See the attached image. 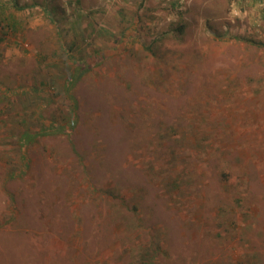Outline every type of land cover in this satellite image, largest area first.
Listing matches in <instances>:
<instances>
[{
    "label": "rangeland",
    "instance_id": "obj_1",
    "mask_svg": "<svg viewBox=\"0 0 264 264\" xmlns=\"http://www.w3.org/2000/svg\"><path fill=\"white\" fill-rule=\"evenodd\" d=\"M264 264V0H0V264Z\"/></svg>",
    "mask_w": 264,
    "mask_h": 264
},
{
    "label": "crops",
    "instance_id": "obj_2",
    "mask_svg": "<svg viewBox=\"0 0 264 264\" xmlns=\"http://www.w3.org/2000/svg\"><path fill=\"white\" fill-rule=\"evenodd\" d=\"M238 261H239L238 264H240L241 263V260H238ZM220 264H229L228 259L222 260V262ZM249 264H251V262ZM253 264H255V263H253Z\"/></svg>",
    "mask_w": 264,
    "mask_h": 264
}]
</instances>
